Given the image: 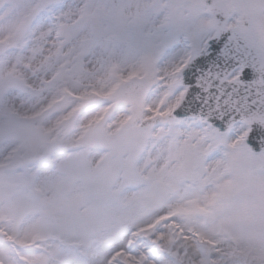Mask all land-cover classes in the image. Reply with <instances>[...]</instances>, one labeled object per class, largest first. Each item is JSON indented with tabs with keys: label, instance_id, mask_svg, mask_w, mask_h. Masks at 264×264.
<instances>
[{
	"label": "snow or ice",
	"instance_id": "obj_1",
	"mask_svg": "<svg viewBox=\"0 0 264 264\" xmlns=\"http://www.w3.org/2000/svg\"><path fill=\"white\" fill-rule=\"evenodd\" d=\"M0 264H264V0H0Z\"/></svg>",
	"mask_w": 264,
	"mask_h": 264
}]
</instances>
